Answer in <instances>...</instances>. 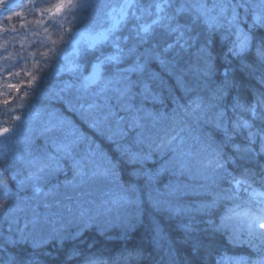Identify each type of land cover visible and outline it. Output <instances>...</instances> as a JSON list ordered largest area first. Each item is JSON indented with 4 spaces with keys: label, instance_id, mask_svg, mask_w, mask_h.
<instances>
[{
    "label": "clouds",
    "instance_id": "1",
    "mask_svg": "<svg viewBox=\"0 0 264 264\" xmlns=\"http://www.w3.org/2000/svg\"><path fill=\"white\" fill-rule=\"evenodd\" d=\"M60 3L0 95V264H264V0Z\"/></svg>",
    "mask_w": 264,
    "mask_h": 264
},
{
    "label": "rangeland",
    "instance_id": "2",
    "mask_svg": "<svg viewBox=\"0 0 264 264\" xmlns=\"http://www.w3.org/2000/svg\"><path fill=\"white\" fill-rule=\"evenodd\" d=\"M13 1L15 0H5L4 5ZM37 2L38 0H26L0 18V95L9 101L15 100L18 94L22 95V90L30 86L32 68L37 63V51H44L43 48L37 50L33 46L42 44L45 40L50 42L51 39L48 22L58 11L44 5L37 9ZM25 55L28 57L27 61L23 59ZM26 63L32 68L25 67ZM49 91L45 86L41 95H46Z\"/></svg>",
    "mask_w": 264,
    "mask_h": 264
},
{
    "label": "water",
    "instance_id": "3",
    "mask_svg": "<svg viewBox=\"0 0 264 264\" xmlns=\"http://www.w3.org/2000/svg\"><path fill=\"white\" fill-rule=\"evenodd\" d=\"M24 1L25 0H17L16 2H14V3H12V4L8 5V6H5L3 8L0 6V10L1 11H8V10L12 9L13 7L19 5L20 3L24 2Z\"/></svg>",
    "mask_w": 264,
    "mask_h": 264
},
{
    "label": "snow or ice",
    "instance_id": "4",
    "mask_svg": "<svg viewBox=\"0 0 264 264\" xmlns=\"http://www.w3.org/2000/svg\"><path fill=\"white\" fill-rule=\"evenodd\" d=\"M64 4L60 3L56 6V11H60L63 8Z\"/></svg>",
    "mask_w": 264,
    "mask_h": 264
},
{
    "label": "trees",
    "instance_id": "5",
    "mask_svg": "<svg viewBox=\"0 0 264 264\" xmlns=\"http://www.w3.org/2000/svg\"><path fill=\"white\" fill-rule=\"evenodd\" d=\"M29 42H30V40H28ZM27 82H28V80H27Z\"/></svg>",
    "mask_w": 264,
    "mask_h": 264
}]
</instances>
